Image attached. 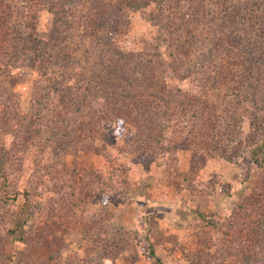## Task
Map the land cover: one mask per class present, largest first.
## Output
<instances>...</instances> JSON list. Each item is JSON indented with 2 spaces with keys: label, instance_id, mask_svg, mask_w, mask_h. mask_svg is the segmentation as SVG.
Listing matches in <instances>:
<instances>
[{
  "label": "rangeland",
  "instance_id": "374dc122",
  "mask_svg": "<svg viewBox=\"0 0 264 264\" xmlns=\"http://www.w3.org/2000/svg\"><path fill=\"white\" fill-rule=\"evenodd\" d=\"M120 1V14L108 11L87 25L80 23L83 12L74 10L105 0H0V184L6 176L10 191L19 193L15 206L0 195V264H264V254L257 260L259 252H253L251 232L264 224V0H202L208 20L189 60L180 49L158 43L166 72L157 78L166 97L180 106H205L199 120L208 119L207 134H196L190 150L183 147L194 134L188 119L179 127L175 121L158 124L137 139L132 128L118 127L109 136L108 123L100 131L83 126L103 141L82 139L80 149L65 138L72 128L80 133L74 117L89 113L101 123L99 116L77 111L69 117V130L62 125L49 135L53 99L34 87L39 79L28 57L37 41L49 49L54 36L65 35L64 51L56 57L61 64L70 60L90 78L102 72L119 87L130 79L140 86L138 74L151 66L139 53L156 46L160 29L175 27L183 20L176 14H182L175 13L178 0H170L173 8L161 1L142 9H132V0ZM186 3L184 13L190 11ZM221 7L226 9L213 23L210 15ZM74 17L79 21L72 23ZM232 19L223 29L236 28L240 57L216 47V23ZM109 37L116 50L105 46ZM118 62L130 69H117ZM89 93L88 101L97 105V93ZM151 94L158 103L164 98ZM25 189L37 209L24 205Z\"/></svg>",
  "mask_w": 264,
  "mask_h": 264
},
{
  "label": "trees",
  "instance_id": "16d2710c",
  "mask_svg": "<svg viewBox=\"0 0 264 264\" xmlns=\"http://www.w3.org/2000/svg\"><path fill=\"white\" fill-rule=\"evenodd\" d=\"M119 1L120 0H105L104 4H101L99 6H92L91 8L88 7V9H80L79 7H77L76 10H74V13L76 11H82L84 16L83 20L80 19V23H85L88 25L90 19L92 20V18H95L96 20V18L107 13L108 11L115 10L120 14L119 7H115ZM132 1L134 5L131 6L132 9H142L150 5H157L158 2L161 3V1L162 5H167L165 3L166 1L168 4H170L169 7L173 8L174 6V2L170 3V0ZM186 1H188L189 3H186ZM59 3L60 2L58 1L54 5H50L49 9H52L53 6L55 7V5H58ZM121 3L122 5H124L127 2L120 1V4ZM183 3L189 4L188 8L190 11L188 13H184L183 8L185 6H183ZM204 4L205 3L202 0H178V3H175V13L181 11L182 14H176V16L180 20H183L179 24L177 23L175 27L167 25V27H162L158 33V36L155 38V41L157 42L156 46H148L142 48V52H140L139 55L140 57L144 56L145 62L146 64H148L147 66H151V68L149 69V71L147 70V72L145 70L146 74L143 71L138 74L140 77L136 79L141 81L140 86H137L138 83H135V80L130 79L125 82L126 84L119 87V84L115 83L114 80L105 79L103 75H101L103 74L102 72L95 71L93 73V78H90L82 70H79V72L74 70L75 68L72 67L73 63L70 60H66L64 64H61L58 59L60 57V53L64 51L62 45L63 43H65V35L64 38H62V36H54L55 42L54 44L50 45L49 49H46L48 48V45L44 44L45 42H43L42 39L40 41H37L35 52L31 55V57H28V60L30 62L29 69L39 79L38 84H35L34 87L39 89L41 88L43 90V94L45 93L47 96L53 99V101H51L49 104L51 106L50 112L54 114L51 122H54L55 125L52 129H50L52 132H50L49 135L53 136V130L56 127L58 129H61L62 125L64 126V131L69 130V117L71 115H74V113H77V111L82 110L92 112L94 115L97 114L101 123H97L96 121L91 120L92 116H90L89 113H81L82 115L78 114V117H74V123H76V121L80 122L77 126H75L74 124V127L79 128L80 126V133H74L75 130L77 131V129L72 128L70 129V133H68L69 131L66 132L67 135L65 136V138H69L71 142H74L78 145H81L82 139L85 138L90 140L93 144L98 141H103L101 135H97V133H93L87 128L82 129L81 127L83 126L95 125V127L100 131L104 128V125L108 123L107 125L109 126L107 131L108 135L110 134L109 136L118 133L119 130H116V128L118 127H121V129L122 127H124L125 129L132 128L131 130H133L135 132L134 134H136L134 138L137 139L139 137L141 138L144 133L146 134V132L155 130L158 124H160L161 126L163 124L169 125V123L171 124V122L175 121L176 127H179L188 119L189 122H193L194 134L190 135V137L193 136L190 139H186L183 141V147H185V149H183L186 151L190 150L191 145L194 143V139L196 138V134H199L200 136L207 134L206 132H204V129L208 128V124H206V122H208V119L206 118L204 120H199L200 117H203L201 113L204 114L205 106L203 104L200 106H193L191 103H185L180 106L177 102L173 103L170 97H166L167 95L164 93V83L162 82V80L160 81L157 78L162 77L163 73L166 72V70H164V66L162 64L163 61L161 59V56L157 52L159 47L158 43L161 42L167 44L166 46L169 45L168 47L170 48L180 49L178 52L182 53V55L185 56L187 60H189V56L191 55L190 53L197 50V38L200 39V33H202V29H204L202 28V22L207 24L208 16H205L206 13L209 12V10L204 7ZM198 9H200L201 11L197 12ZM221 9L226 8L221 7L217 13L212 12V14L210 15V20L213 23L218 18L215 17V15L220 14L219 12H221ZM170 11H173V9H171ZM50 12L53 13V10H51ZM65 12L69 13L70 17H73L72 10H65L64 13ZM199 13L203 15L200 17ZM31 17L34 21L35 15H32ZM77 21H79V18L74 17V21L72 23ZM69 23L70 22L66 20L65 24H62L64 29L67 25H69ZM213 23L210 25V27L213 26ZM234 23L235 22L233 19L230 22L226 21L225 24L216 23V27L218 28L217 31H219L218 40L216 41L218 43H216L217 45L213 44V46L216 45V47L222 49L223 52H227L226 50H234L236 51L237 56L240 57V35L236 31V28H231L229 31H227L228 33L223 29L224 27H229L230 24ZM66 30L68 31L69 27ZM180 33L187 36L183 37ZM26 36H28V34H26ZM204 37L202 36L201 40L204 39ZM148 41L149 40H147L146 42ZM180 44L185 45L181 48ZM105 46H107L109 49L116 50L114 38L109 37V42L105 44ZM65 54L68 55V53ZM127 56L130 57L129 55ZM56 57L58 59H56ZM68 57L71 58L70 55H68ZM175 57L177 58V56H174V59ZM110 61L111 60H107L106 64H114L113 62L110 63ZM101 62L102 61H99V63ZM101 64L104 65L103 62ZM124 66L125 70L130 69V66L128 65ZM124 66L120 65V62L117 63V69H119V67L120 69L124 68ZM156 68H158V70ZM117 69H114L116 73L118 71ZM68 70L73 71L69 76L66 74ZM133 70L134 68H131V71ZM150 70L152 71L150 72ZM74 71H76L77 73H74ZM173 71L176 72L177 69L174 68ZM72 77L73 79H75V83L71 82L70 78ZM185 77L186 76H184L183 79H186L189 76H187L186 78ZM162 84L163 86H161ZM91 90L97 93L96 96L92 95V97L97 100V103L99 105H102L103 110L101 112L97 110L98 104L94 105L90 101H88V95L90 94L89 92H91ZM151 90H155V92L160 93L164 98H160L159 103L156 102L158 99L156 100V96L154 94H151ZM37 91L39 90L37 89L35 91L36 94L34 96L39 97L41 94L37 95V93H39ZM38 101L41 100L38 99ZM184 106L187 110L184 109ZM179 108L181 110H179L178 115L177 109ZM15 113H18V111H16ZM176 118L180 120H177ZM19 119L22 120L21 117ZM181 120H183L182 123H180ZM63 145L69 148L70 142L64 141ZM83 147L84 146L82 144L80 149H83ZM162 150H164V147L162 148ZM94 151L97 153L96 150ZM202 154L204 153L197 154V156L199 158H202L204 157V155L202 156ZM255 161L256 164H258L256 159ZM4 179L5 180L0 184V195L6 202H9L12 206H15L19 193L10 191L9 178L4 176ZM38 186L41 187L39 182ZM31 194L32 191L30 189H25L23 191L22 198L24 201V205L28 210L37 209V204L35 205L33 202H31V200H29V198H31ZM106 200H109L108 195L106 196ZM21 211H26L25 207L21 208ZM261 227H263V229H261ZM253 228H255V230L251 231L253 236L252 247L253 249H255L253 252H255V254H258L259 252V255L257 256L258 259L255 257L254 259L262 260L263 258L260 257L264 254V224H257ZM242 243V237H240V252H243ZM256 250H258V252ZM250 257L251 255L247 256V260L245 261L248 262V260H250Z\"/></svg>",
  "mask_w": 264,
  "mask_h": 264
}]
</instances>
